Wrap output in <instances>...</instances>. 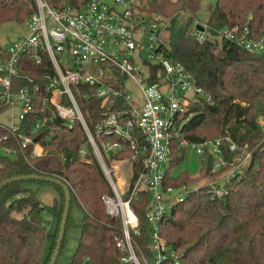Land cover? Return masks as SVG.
<instances>
[{
  "label": "trees",
  "instance_id": "16d2710c",
  "mask_svg": "<svg viewBox=\"0 0 264 264\" xmlns=\"http://www.w3.org/2000/svg\"><path fill=\"white\" fill-rule=\"evenodd\" d=\"M47 2L54 7L72 4L83 8L88 0ZM187 5L188 0H147L145 7L140 8L150 16L159 14L161 19H169L170 27ZM36 9V0H0V24L23 23ZM195 20L194 16L187 20L176 43L162 44L166 55L182 62L196 83L212 97L209 101L192 100L189 114L179 117L182 136L198 142L229 135L239 145L240 152L250 156L242 175L235 176L228 191L221 196L212 194L204 186L186 187L185 198L174 204L172 213L161 224V232L170 246L180 252L178 264H264V123L260 122L264 119V55L247 52L216 36V29L237 25L240 30L248 28L255 39L264 38V0H217L207 23H202L209 26V34H212L203 43L189 35ZM22 60L18 76L13 77L12 89L28 87L33 91L37 84H41V89L35 94L39 101L34 102V110L18 123L22 132L38 139L44 152L34 156V143L22 150L15 135L0 124V182L29 174L62 179L71 191V208L77 205L84 213L69 264H124L116 246L121 222L108 214L103 200V195L113 194V190L96 158L80 154V148L87 141L84 128L79 120L69 128L56 115L44 122L51 112L42 108L47 96L42 75L44 71H52V64L46 54L40 63H35L28 54ZM80 90L76 96L87 122L92 125L102 118L108 102L94 94L88 85H80ZM122 105L123 100L119 99L118 107ZM37 123H40L37 131L31 132ZM7 147L12 153L4 151ZM225 149L230 155L227 146ZM186 150L179 139L174 140L170 168L184 159ZM129 155L128 152L116 154L115 158ZM201 161V174L208 177L212 160L204 155ZM186 177L189 175L174 178L168 170L167 183L175 188L187 186ZM30 181L37 180L13 181L0 192V264H48L53 254L65 191L53 183L63 196V202L56 200L46 206L27 185ZM142 195L143 205L132 200V206L142 222L143 231L137 240L147 251L145 235L150 227L144 208L149 199L146 193ZM46 208L57 219L53 233L48 232L44 223Z\"/></svg>",
  "mask_w": 264,
  "mask_h": 264
},
{
  "label": "built area",
  "instance_id": "2783aa9c",
  "mask_svg": "<svg viewBox=\"0 0 264 264\" xmlns=\"http://www.w3.org/2000/svg\"><path fill=\"white\" fill-rule=\"evenodd\" d=\"M36 2L37 9L24 22L29 34L21 44L9 46L6 57L0 54V85L5 87V91L0 90V111L18 107L20 122L34 110V102L39 101L35 94L41 84L33 91L28 87L15 90L13 77L18 76L25 54L33 57L35 63H40L46 54L52 71H44L42 75L47 93L42 108L48 109L51 115L44 122L53 115L63 119L69 128L76 120L81 122L87 141L80 148V154L96 158L113 190V194L105 193L103 200L108 214L121 222V235L116 239L121 261L124 264H178L180 252L170 246L161 232L163 220L188 192L185 185L175 188L167 183L174 140L179 139V144L186 148L192 145L200 157L211 158L210 175L200 186L217 196L228 191L235 176L242 175L249 153L240 152L239 145L229 135L198 142L182 136L179 117L189 114L192 100L209 101L212 97L196 83L182 62L166 55L162 44H167L163 38L169 20L151 18L134 0H88L83 8L72 4L54 7L47 0ZM142 31L149 37L147 44L141 39ZM209 35H212L209 26L196 19L190 36L203 43ZM216 36L247 52L264 55V38L251 37L248 28L224 27L216 29ZM137 54L149 66L148 71L136 64ZM128 79L136 82L142 91L140 106L130 101ZM83 84L108 102L102 118L92 125L87 122L76 96ZM119 99L123 100L122 107H118ZM0 124L15 135L22 150L34 143V156L44 152L38 139L22 132L19 123ZM39 126L37 123L31 132H36ZM226 146L230 155L226 154ZM4 151L12 153L8 147ZM127 152L129 156L115 158L116 154ZM143 193L149 199L144 208L150 227L145 235L147 251L137 240L143 231L142 222L132 206V200L143 205Z\"/></svg>",
  "mask_w": 264,
  "mask_h": 264
},
{
  "label": "rangeland",
  "instance_id": "374dc122",
  "mask_svg": "<svg viewBox=\"0 0 264 264\" xmlns=\"http://www.w3.org/2000/svg\"><path fill=\"white\" fill-rule=\"evenodd\" d=\"M111 1V0H110ZM137 5L145 7L147 0H134ZM217 0H188V5L185 10H182L176 16L175 21L171 23V26L168 27L164 32L163 41L167 45H171L177 42L181 32L186 28V22L191 17L194 16L196 19L200 20L201 23H207L208 18L215 6ZM141 9V8H140ZM144 10H142L143 12ZM149 15V13H148ZM151 18L155 17L159 20H165L167 22L169 19H161L159 14L156 16H150ZM189 35L192 29V24L189 28ZM29 29L27 25L19 23L17 21H7L0 24V54L4 57L8 55L7 48L13 44H21L25 37L29 34ZM142 33H144L142 31ZM144 44L149 42V37L145 33L141 36ZM162 40V38H161ZM171 42V43H169ZM144 56H147V53H144ZM136 64L140 68H144L145 71H148L149 66L146 67L144 60L137 54ZM126 87L129 90L131 95L130 101L134 106H140L143 101V94L139 86L132 79H128L126 82ZM20 109H5L0 111V122L6 124H15L20 120L18 113ZM261 123H264V119L260 120ZM1 152V151H0ZM248 162V161H247ZM171 176L174 178H180L182 175L187 174L189 177H186L184 180L187 181L188 187L200 188V185H203L205 174L202 172V161L200 155L197 153V150L192 145H189L184 159L178 164L174 165L172 168L167 167ZM191 176V177H190ZM199 177V178H198ZM31 187L35 196L42 201L46 206L54 204L56 200L63 202V196L60 195L56 184L49 182H39V181H30L27 183ZM184 186V185H183ZM179 186L177 188H181ZM82 209L73 205L70 213V220L66 229L64 243L61 248L58 260L56 264H69L70 256L74 253L76 249L78 238L81 233V222L83 218ZM44 223L49 233H53L57 226V219L48 211V208L44 210L43 213ZM55 240V238H54ZM50 242V237L49 240Z\"/></svg>",
  "mask_w": 264,
  "mask_h": 264
},
{
  "label": "water",
  "instance_id": "95a60500",
  "mask_svg": "<svg viewBox=\"0 0 264 264\" xmlns=\"http://www.w3.org/2000/svg\"><path fill=\"white\" fill-rule=\"evenodd\" d=\"M198 27L201 30L204 29V26L201 24H198ZM227 54L231 55L232 53L228 52ZM0 90L5 91V87L0 85ZM18 180H37V181L56 183L59 186H61L65 191V205H64L62 218H61L58 237H57V241H56V245H55L53 254H52L51 259L48 263V264H56L58 257H59V254L61 252L63 240L65 238L67 223H68V217H69V213H70V209H71V191H70V188L67 185V183L60 178L53 177V176H46V175L29 174V175L12 176V177H9V178L2 180L0 182V192L4 186H6L7 184H9L13 181H18Z\"/></svg>",
  "mask_w": 264,
  "mask_h": 264
},
{
  "label": "crops",
  "instance_id": "0c3cea01",
  "mask_svg": "<svg viewBox=\"0 0 264 264\" xmlns=\"http://www.w3.org/2000/svg\"><path fill=\"white\" fill-rule=\"evenodd\" d=\"M2 123H4V122H2Z\"/></svg>",
  "mask_w": 264,
  "mask_h": 264
}]
</instances>
